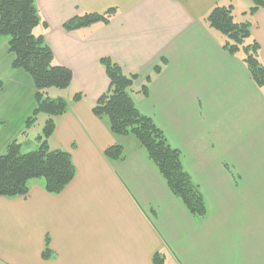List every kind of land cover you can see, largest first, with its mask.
<instances>
[{
	"label": "crops",
	"instance_id": "0c3cea01",
	"mask_svg": "<svg viewBox=\"0 0 264 264\" xmlns=\"http://www.w3.org/2000/svg\"><path fill=\"white\" fill-rule=\"evenodd\" d=\"M35 4L41 22L35 34L72 74L66 90L48 92L69 104L48 145L68 152L76 173L58 195L33 180L26 196L0 197V264H152L155 254L163 264H264V90L204 22L217 5H232L240 19L251 1ZM108 10L115 11L108 24L63 28L77 16ZM251 21L264 65V8ZM105 57L138 75L136 91L147 84V95L136 92L134 103L181 152L204 196L203 218L187 213L133 137L112 135L107 120L93 115L109 86L99 64ZM12 61L1 38L0 154L11 141L22 142L35 106L32 79L11 71ZM76 93L82 99L72 103ZM113 145L122 146L123 160L104 157Z\"/></svg>",
	"mask_w": 264,
	"mask_h": 264
},
{
	"label": "trees",
	"instance_id": "16d2710c",
	"mask_svg": "<svg viewBox=\"0 0 264 264\" xmlns=\"http://www.w3.org/2000/svg\"><path fill=\"white\" fill-rule=\"evenodd\" d=\"M36 0H0V39H7L8 51L13 55L10 69L22 70L32 79L34 109L24 122L21 140L11 141L0 154V197L16 198L28 194L29 183L42 180L44 190L50 195L60 194L73 180L76 170L68 152L50 149L48 140L52 137L58 120L68 111L69 104L61 98H50L49 90H66L72 81L71 72L55 63L54 56L41 35L35 34L40 25ZM251 7L235 19L232 5L215 6L204 18L207 27L215 32L221 41V48L230 56L238 57L247 69L253 83L264 90V65L259 58L260 47L251 36L252 16L264 8V0H250ZM114 10L101 14L85 13L66 22L68 32L88 28L94 24H108ZM109 81L107 90L92 107L93 115L108 122L112 135L133 137L144 151L147 159L163 179L170 193L194 218L207 214L204 196L191 176L184 169L181 152L172 147L154 121L142 114L136 107L133 95L148 93L147 84L136 91V74H126L112 59L99 60ZM160 66L153 72L159 73ZM146 83L149 77L145 78ZM0 81V90L2 88ZM82 99L76 93L71 102ZM44 116L40 134L35 137V148L23 152L22 144L37 120ZM103 155L109 161L124 159L120 145L108 147ZM47 245L44 258L49 255ZM152 264H163L159 254L152 258Z\"/></svg>",
	"mask_w": 264,
	"mask_h": 264
},
{
	"label": "rangeland",
	"instance_id": "374dc122",
	"mask_svg": "<svg viewBox=\"0 0 264 264\" xmlns=\"http://www.w3.org/2000/svg\"><path fill=\"white\" fill-rule=\"evenodd\" d=\"M235 15V19L239 20V16ZM44 116H41L37 122L35 123V125L33 126V128L31 129V131H29V138L27 139V141H24L25 143L22 144V150L23 152H28L32 149L35 148V137L37 136V134H40V130L44 121ZM33 145V148H30L29 146Z\"/></svg>",
	"mask_w": 264,
	"mask_h": 264
}]
</instances>
